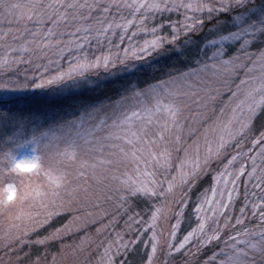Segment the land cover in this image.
Here are the masks:
<instances>
[{
    "label": "snow or ice",
    "instance_id": "6c2138e0",
    "mask_svg": "<svg viewBox=\"0 0 264 264\" xmlns=\"http://www.w3.org/2000/svg\"><path fill=\"white\" fill-rule=\"evenodd\" d=\"M180 9L185 22L180 29L170 25V38L158 34L164 27L159 25L151 28L153 39L133 43L148 32L149 19ZM0 19L9 24L0 33V71L21 64L34 68L32 74L25 69L24 79L0 78V216L10 221L2 238L10 251L20 233L27 236L55 215L79 213L93 200L110 199L112 190L124 204L141 197L166 199L177 187L190 191L215 161L223 162L230 146L249 135L264 160V127L255 128L264 117V0H0ZM206 27L210 38L202 46L193 42ZM117 30L121 44L129 41L124 55L91 59L85 51L91 41L111 44L109 34ZM93 75L99 78L92 80ZM250 158L248 179L255 178L254 186L264 191V168L256 176V157ZM236 161L237 155L227 158L213 177L195 208L201 223L177 252L197 234L207 237L202 241L207 246L232 229L225 248L206 264H264V198L252 204L259 231L242 227L247 206L234 223L227 214L237 181L246 173L245 165L230 170ZM14 177L29 182L16 184ZM202 211L211 217L201 218ZM163 212V205L156 207L148 228H155ZM209 219L216 224L211 233L205 231ZM129 222L141 221L129 216ZM68 230L65 225L36 243ZM135 242L118 234L104 248L101 264H113L114 245L119 253ZM173 247L168 245L169 255ZM156 252L154 235L148 264Z\"/></svg>",
    "mask_w": 264,
    "mask_h": 264
},
{
    "label": "trees",
    "instance_id": "16d2710c",
    "mask_svg": "<svg viewBox=\"0 0 264 264\" xmlns=\"http://www.w3.org/2000/svg\"><path fill=\"white\" fill-rule=\"evenodd\" d=\"M161 18L164 19V17ZM159 20L156 21L157 25L159 24ZM164 30H166V28ZM159 32L164 34L165 31L160 29ZM206 38H209L207 27L203 30V32L196 34L193 37V40L195 43L202 45L206 41ZM98 45L99 43L97 40L93 39L90 45L86 47L85 51L91 59L93 55L92 53L97 49ZM148 59L151 60L152 58L149 57ZM45 63H47V61H45ZM135 63L143 64L144 61H136ZM24 67L29 68L32 66L24 64V66L19 65L18 68L13 69L8 73H3L0 71V78L9 74L16 75L17 73L21 72ZM153 72H155L154 69ZM105 75L106 73L104 72L103 68H101L99 70V77H104ZM99 77L93 75L91 76V79L96 80ZM262 127H264V117L257 119L255 122V128L257 131H259ZM252 139L253 137L249 135L240 139L238 143H234L232 146H230L223 162L215 161L207 170V173L202 174L200 178L194 182V186L191 187L190 191L188 190L187 186H185L183 190H181L180 187H177L174 189L173 193L167 196L166 199H162L159 196L152 198L141 197L137 199H131L128 204H124L120 200L119 194L112 190L108 193V196L111 197L110 199L107 197H102L101 199L97 200L95 204H98L99 206L96 210L92 212L90 210H86L88 213H90L88 220H83L79 217L81 219L79 220L81 224L80 227L83 228L85 232L84 238L80 239L78 242H73V244L68 246V249H71L72 253L74 252L75 255H78L76 258L72 257V259H74L73 264H91L90 260H93L94 264H100L99 261L93 259L89 245L88 247L81 245L82 240H90V233H88L86 230L88 229V222L91 221L93 217H96L97 219L101 217L105 218L104 222L106 223V226L105 229L103 228V230L106 231L105 234L110 237V240L107 242V244L116 241L118 234L119 236L123 237L125 242H128V236H130L131 240L139 238L135 239V244L130 245L126 252L123 248H120V258L116 264H148V256L152 252V242L154 235L155 241L157 243V252L153 256L152 264H206V262L209 261V259L213 256V253H218L221 249L225 248L224 242L228 240L229 235L235 230L229 229L223 231L219 241H212V243L208 244L207 246H204L202 243V241L207 237L203 236V234H197L196 236H193L192 239L185 245L183 249H180L179 252L176 251V248H179V245L184 242L185 236H187L194 229L198 228L201 220L197 219L198 214L195 211V208L197 204L200 203L202 194L205 192V190L212 187L214 183L213 177L220 171H223L224 164L227 163V158H230L232 155H237V161L231 166L230 170H233L232 168L236 166V171H238L241 165H245L246 173L240 178L239 181H237L235 191L233 192V200L229 206L227 214L233 218L232 222L234 223L235 217L241 216L240 209L247 206L245 223L242 227L259 231V214L257 213L255 217L252 216V204L260 203V200L264 198V191H261V189L254 186L257 183L255 178L249 181L247 171L249 170L252 163V159L250 157L256 156L257 153L260 152L261 146H256L254 148L252 145ZM173 175H177V173H173ZM156 179H163V176H157ZM168 179H171V176H169ZM178 179L179 178H177V180ZM165 187H167L166 184ZM220 187L223 188L222 183ZM232 187L233 186L231 184L228 185L229 189ZM224 200L227 202V193H225ZM161 205L164 206L163 214L155 222L154 229L148 228V224L152 222V213L155 211L156 207ZM204 207L207 209L208 206L205 205ZM137 213L139 214L138 216H136ZM74 214H77V212H74ZM120 215L124 216L127 221L125 222L124 219L123 221L121 220V224H118L120 221H117L115 217L120 218ZM199 215L201 218H203L205 215L211 217V213L205 211H202L199 213ZM129 216H134L141 222L139 224L129 222ZM224 219V217L219 219L221 226L224 224ZM59 221V219H56L52 222L51 219L49 223V229H51V227L57 229L62 226V224H57ZM215 228L216 224L212 219H209L206 222L205 231L211 233V231ZM46 229H44L42 232H46ZM173 231H175L174 237L172 236ZM132 233L136 235L132 236ZM124 236H126V238ZM90 242L92 241H89V243ZM169 244L174 245V247L171 249V255H169ZM147 247L149 248L147 249ZM29 250L32 249L29 247ZM113 250L114 252L116 251L114 246ZM41 252L44 251L41 249L38 252V255H40ZM16 259L17 258H15V260ZM3 260L6 264V258H3Z\"/></svg>",
    "mask_w": 264,
    "mask_h": 264
},
{
    "label": "rangeland",
    "instance_id": "374dc122",
    "mask_svg": "<svg viewBox=\"0 0 264 264\" xmlns=\"http://www.w3.org/2000/svg\"><path fill=\"white\" fill-rule=\"evenodd\" d=\"M20 2L26 3L27 0H20ZM129 2H130V0H129ZM184 2H190V0H184ZM123 11H124V14L127 16L130 10L125 9ZM184 13H185V10L180 9L179 11L162 13L164 15L157 14L154 19H149L146 22L148 32L147 33H144V32L139 33L134 38L133 43L142 45L146 39L147 40L153 39L154 37L151 33V28L153 26L159 27V25L164 26L161 30H163L165 32H164V34L158 32V34L170 38V33L172 32V28L170 27V25L175 24L177 29H180L182 23L185 22V14ZM189 15L198 16L201 14L200 13H189ZM204 15L206 16V13ZM161 17H164V19H162ZM129 18H131V17L129 16ZM117 19H119V16H117ZM158 20H159V22H158L159 24L157 25L156 21H158ZM8 27H9L8 21L5 19H0V33L7 31ZM11 27L13 29H15L17 27V25H15L13 23L11 25ZM165 28H166V30H164ZM132 30L134 31L135 28H133ZM109 35L111 38V44L109 43L108 39H102L99 42L97 49L95 51H93L92 59H95L96 57L102 58L104 56H113L114 57L117 54H119L121 57L124 55L123 49L128 46V43H129L128 39L125 38L123 44H121L120 38H119V30H117V34L115 36H112L111 34H109ZM128 35H131V31L129 32ZM193 37H192V40H193ZM184 39H185V37L183 36V34H181V39H180L181 44L184 42ZM9 40H11V36H9ZM193 42H194V40H193ZM19 43H20V41H16V44H19ZM116 45H120V48L117 49ZM3 51H4L3 49H0V54H2ZM169 62H171V61H169ZM163 63H164V61L160 62V64H155L153 69L155 70L157 67L162 66ZM62 65L64 68H67L66 62H62ZM21 66H24V64H21ZM25 69L28 70L29 74H32L34 71L33 67H29V68L24 67L21 70V72L17 73L16 75L9 74V75L4 76L2 78H6V77H13L14 78L17 75H19L20 79H24ZM258 153L255 156L256 157L255 164L258 166L257 172L255 174L256 176H259L261 174L260 169L264 168V160L261 159V157L258 155ZM182 156H183V154H181V157ZM48 163L49 162L46 161V165ZM252 168H253V161H252L250 168L247 172H250L252 170ZM232 169H233L232 171L236 172L237 167L235 166ZM173 173H176V172L173 171L171 175H173ZM13 179H14V182L16 184H22V183L26 184L29 182L27 179L22 181L20 179V177H14ZM35 179L36 178L33 177L32 182H35ZM96 201L97 200H93L92 203L88 204L81 212H79L77 214H74V212L70 213L68 211H64L60 215H55V216L51 217L52 222L55 221L56 219L60 220L57 224H62V226H60L57 229H63L65 225L69 226V230L62 232L60 235V238H58V239L50 240V241H47L46 243H43V244H37L36 243V241L44 240L45 237L50 236V234L54 233L57 230V229H54L53 227H51V229H49L50 228L49 223H50L51 219L47 223L43 224L42 226L37 225L35 228V231H30L27 236H23V234L20 233V235L22 236V239L20 242H17L13 245V248L15 249V251H10L8 248L5 247L6 241L2 238L5 236V233L10 228V221L8 220V218L6 216H0V264H5L3 258H6V261H5L6 264H52L53 256L56 257V264H73L74 259H72V257L76 258L78 255H75L74 252L72 253L71 249H68V246L70 244H73V242H76V241L78 242V241H80V239L84 238L85 232H84L83 228L80 227L81 224H80L79 220H81V219L88 220L89 213L86 210H90L91 212L96 210L97 207L93 206V205H95ZM31 211H35V209H31ZM94 215H95V212H94ZM74 217H78V218L74 219ZM115 218L117 219V221H120V222H118V224H121L124 219H125V222L127 221V219L122 215H120V218L119 217H115ZM104 220H105V218H103V217H101L99 219H97L96 217H93V219L88 222V226H87L88 229L86 230V231H88V233H90V238H89L90 240L84 239L81 242V245L84 247L85 246L88 247V245H89V249H91L90 252H91V255H93L92 256L93 259H96L97 261H99L100 264H101V257L104 254V248L108 245L107 242H109V240H110V237L107 234H105L106 231L103 230V228L105 229V226H106V223L104 222ZM17 223H19V222H17ZM120 228H121V225H120ZM44 229H46L47 231L42 232V231H44ZM12 234L13 235L16 234L15 230H13ZM123 235H125V234H123ZM134 235H136V234L132 233V236H134ZM124 237L126 238V236H124ZM127 239H128V241H131L130 236H128ZM135 239H139V238H135ZM135 239H133V240H135ZM89 241H92V242L89 243ZM147 245H148V243H147ZM29 247L32 250H29ZM114 247L116 249V245H114ZM148 248L149 247H147V249ZM41 249L44 252H41V254L38 255V252ZM115 252L113 250V255H112L113 264H116V262L119 261V258H120L119 253H115ZM17 257H20V259H18ZM15 258H17V259L15 260ZM87 262H89V261H87ZM90 263L94 264L93 260H90ZM81 264H83V263H81Z\"/></svg>",
    "mask_w": 264,
    "mask_h": 264
}]
</instances>
